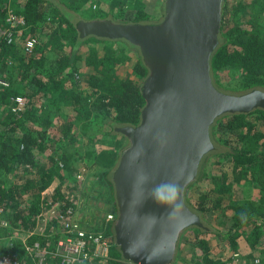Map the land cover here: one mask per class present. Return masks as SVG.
Instances as JSON below:
<instances>
[{"label": "trees", "instance_id": "trees-1", "mask_svg": "<svg viewBox=\"0 0 264 264\" xmlns=\"http://www.w3.org/2000/svg\"><path fill=\"white\" fill-rule=\"evenodd\" d=\"M91 1L0 0V74L7 82L0 83V206L8 212L3 229L8 236L16 227L34 229L37 218L64 199L60 186L51 193L47 190L57 172L75 157L73 152H60L58 143L54 151L60 157L40 168V154L52 148L53 138L59 142L85 132L113 138L123 135L118 128L141 121L146 103L142 85L148 67L139 47L125 39L81 36L77 24L83 20L84 5ZM148 4L149 0H137L134 18L120 22H158L151 20ZM162 8L164 15V0ZM10 11L24 22L12 26ZM10 31L12 36H8ZM29 41H34L31 51L26 50ZM107 42H119L120 47L100 51L92 46L86 55L80 54L84 44ZM133 50L136 59L130 67ZM222 73L234 83L221 82ZM211 75L215 86L230 94L264 90V0H223ZM17 97L23 98L24 105L16 113L12 107ZM42 122L44 126L34 128ZM211 139L214 149L203 157L196 180L185 192L187 206L201 223L181 234L171 264H229L243 252V244L257 264H264V108L223 114L211 126ZM118 163L102 174L115 216L118 204L113 175ZM202 183L210 186L202 188ZM246 189L253 190L254 196L231 202L235 193ZM207 214L215 221L222 218V224L229 220L230 225L213 227ZM114 225L111 221L99 228L110 244L106 264H134L124 257ZM190 229L195 234V249L190 257L182 256L183 235ZM52 234L42 240L50 250L57 243V230ZM7 247L0 250L25 256L20 242L18 250Z\"/></svg>", "mask_w": 264, "mask_h": 264}, {"label": "water", "instance_id": "water-1", "mask_svg": "<svg viewBox=\"0 0 264 264\" xmlns=\"http://www.w3.org/2000/svg\"><path fill=\"white\" fill-rule=\"evenodd\" d=\"M156 23L80 20L82 37L125 39L139 47L149 73L142 85L145 106L136 126L120 127L128 145L113 175L118 215L116 241L134 264H171L181 234L200 224L185 202L203 157L214 149L211 126L226 113L264 108V90H219L211 56L219 43L223 0H164ZM144 173L149 182L137 181ZM178 181L183 214L169 219L150 197L154 184Z\"/></svg>", "mask_w": 264, "mask_h": 264}, {"label": "rangeland", "instance_id": "rangeland-1", "mask_svg": "<svg viewBox=\"0 0 264 264\" xmlns=\"http://www.w3.org/2000/svg\"><path fill=\"white\" fill-rule=\"evenodd\" d=\"M66 1L71 2L73 0ZM136 5L137 0H92L88 4L84 5L82 16L83 20H92L99 17L121 23V20L126 21L127 19L132 20L134 18L136 13V11H134V7ZM162 7L163 0H149L148 9L149 12L153 14V18L151 19L152 21L162 20ZM99 9L101 10V13ZM128 45L133 46L130 43H128ZM92 46L97 47L100 51H103L107 48L117 49L120 47V43L107 42L94 45H90V43L84 44L80 50V54L86 55L90 52ZM131 55L133 58H131L129 62L130 67L133 66L136 59L135 50L131 51ZM0 78L5 79L2 73L0 74ZM221 82L225 83V85L234 83L232 77H228V74L226 73H222ZM84 83H86V79H84ZM238 90L241 89L238 88ZM221 91L225 92L222 89ZM44 125L45 123L43 122L35 123L34 128L38 129ZM53 140L54 144L52 148L48 152H42L40 154V168L48 167L49 162L53 159L55 160L57 157H60L58 152L54 151L55 148H57L58 143L62 146L60 152L70 151L73 152V156L75 157L74 160L67 163V166L65 165L61 171L57 172L56 178L52 182L51 187L47 190V192L51 193L57 186H60L61 190L65 194L64 199L58 200L54 203L56 209H59V207L65 208L67 203H69V205H71L74 209L75 218L78 219L85 228L103 233L104 231L99 228H102L107 225V223L111 222L108 221V215H116L117 213L113 205V198L110 195V189L107 183L103 180L102 174L117 165L121 152L128 145L127 138L124 135L112 138L107 135L85 132L80 136L75 135L70 139H65L59 142H55L57 141L55 138H53ZM206 184L207 183H202V188L210 186V183H208V185ZM254 194L253 190L246 189L243 193L242 191L238 194L235 193V197H233V201L231 200V202L240 199V197L247 199L250 196H254ZM7 215L8 212L5 211V218H7ZM206 218L208 223L216 228L221 225H230L229 220H224V223L222 224V222L220 223L222 218L215 221L213 216H210L209 214L206 215ZM54 221V211H49L47 209L44 212V215H40L37 218V224L34 228L36 233L34 236L45 241V239H47L49 234L52 232L51 225ZM3 229L4 227L0 230V249L11 246L14 248L16 247L18 250L19 248L17 245L19 242L21 243L22 240H26L27 238L32 239V237H28L29 235L27 234L30 229H21L16 227L9 236L3 232ZM194 235L195 234L191 229L184 233L183 240L181 242V248L183 250L182 256L190 257L192 255L191 250L195 249L194 242L196 240ZM188 240H191V244L187 243ZM211 240L213 247H215L217 242L214 238ZM44 245L47 244L44 243ZM243 246H245L242 249L243 252L236 254L235 258L229 264H257L256 260L252 257L253 254L251 253L249 247L246 244H243ZM89 248H91V246ZM90 251L91 249L88 250V252ZM217 251L218 250H216V253H219ZM197 252L199 251L197 250ZM24 257H26L27 260H25ZM21 259L24 264H34L33 261L28 259L26 255H23ZM56 260V258L50 259V264H55ZM91 261L92 260H88L86 264H101Z\"/></svg>", "mask_w": 264, "mask_h": 264}, {"label": "built area", "instance_id": "built-area-1", "mask_svg": "<svg viewBox=\"0 0 264 264\" xmlns=\"http://www.w3.org/2000/svg\"><path fill=\"white\" fill-rule=\"evenodd\" d=\"M8 21L12 26L17 23H23V18L10 11ZM8 36H12L11 31ZM34 41L27 43L26 50L31 51ZM0 83L7 85L5 79L0 78ZM15 105L12 107L13 112H19L24 100L22 97L15 99ZM54 211L55 221L51 225L52 231L57 230V243L53 249L44 245L40 239L22 240L21 244L25 250V255L32 260L34 264H50V259L56 258L55 264H86L91 262L108 263L110 244L102 232H95L84 227V225L75 218L74 209L71 205L65 208L56 209L54 203L48 209ZM44 213L41 214V216ZM117 216L108 215V221H115ZM7 219L5 210L0 206V228L5 227ZM31 230V231H30ZM28 237L35 235L36 230L30 229ZM49 235H53L52 232ZM91 246V248H89ZM88 252V250H90ZM0 252H2L0 250ZM0 264H24L21 258L6 252L0 253Z\"/></svg>", "mask_w": 264, "mask_h": 264}, {"label": "clouds", "instance_id": "clouds-1", "mask_svg": "<svg viewBox=\"0 0 264 264\" xmlns=\"http://www.w3.org/2000/svg\"><path fill=\"white\" fill-rule=\"evenodd\" d=\"M137 181L146 185L149 177L144 174H138ZM181 186L178 181H164L154 184L149 190V197L159 206L166 209L169 219H178L183 214V203L180 199Z\"/></svg>", "mask_w": 264, "mask_h": 264}, {"label": "crops", "instance_id": "crops-1", "mask_svg": "<svg viewBox=\"0 0 264 264\" xmlns=\"http://www.w3.org/2000/svg\"><path fill=\"white\" fill-rule=\"evenodd\" d=\"M101 264H106V263H101Z\"/></svg>", "mask_w": 264, "mask_h": 264}]
</instances>
